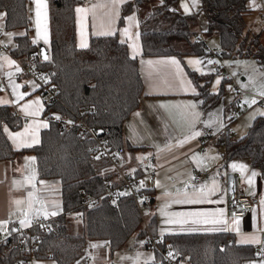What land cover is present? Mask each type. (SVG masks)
Wrapping results in <instances>:
<instances>
[{
	"label": "trees",
	"instance_id": "16d2710c",
	"mask_svg": "<svg viewBox=\"0 0 264 264\" xmlns=\"http://www.w3.org/2000/svg\"><path fill=\"white\" fill-rule=\"evenodd\" d=\"M28 0H0L3 28L12 33L10 56L34 62V69L42 73L54 88L57 100L46 103L42 116L51 111L72 124L60 131L50 122L40 132L39 143L31 148L16 150L4 132L21 127L22 120L8 105L0 106V161H13L21 154H33L37 179H57L61 185L63 213L51 221V230L32 234L38 243L35 250L25 244L19 246L18 236L0 243V264H24L32 256L36 260L50 259L54 264H84L88 241L107 242L110 256L125 246L133 236L142 239L144 231L139 223L138 211L126 193L114 201L102 197L96 205L86 202L105 192V184L113 178L108 160L98 152L96 141L81 136L73 123L81 118L115 153L134 148L125 138L123 126L137 111L144 96L139 60L131 57L128 47L116 34L90 36L86 47L76 44L75 7L80 0H47L50 24L49 57L34 56L38 46L32 41ZM147 0L124 3L118 26L133 10L138 11L140 22L141 56H177L207 54L203 41L194 38L195 15H184L176 7V0H161L148 17L142 18L140 8ZM247 0H200L205 15L207 35H217L220 55L253 56L264 66V50L260 32L245 33ZM187 74L198 90V105L207 112L223 92L221 79L218 92L208 86L214 73L198 74L185 66ZM37 90V92H39ZM236 102L232 104L233 107ZM232 107V108H233ZM234 109V108H233ZM224 159L247 158L264 179V111L238 139L229 136L222 142ZM140 176V174H135ZM146 192L151 196L149 189ZM153 200V199H152ZM152 206V201H151ZM150 206V207H151ZM79 213L83 224L80 234L71 232L70 213ZM154 217L149 219L151 230ZM155 233V232H154ZM160 247L164 251L181 254L185 264H247L255 256L251 245H240L226 232L165 234ZM158 256V255H157ZM110 264V263H90Z\"/></svg>",
	"mask_w": 264,
	"mask_h": 264
},
{
	"label": "crops",
	"instance_id": "0c3cea01",
	"mask_svg": "<svg viewBox=\"0 0 264 264\" xmlns=\"http://www.w3.org/2000/svg\"><path fill=\"white\" fill-rule=\"evenodd\" d=\"M128 1L132 0L79 2L74 9L76 44L84 48L90 36L116 34L119 41L127 45L130 56L139 60L144 96L141 98L140 108L129 116L123 126L124 136L134 148L122 151L119 156L125 172L140 174L145 188L152 194V206L146 213L147 220L154 217L152 229L160 236L229 233L237 244L251 245L255 248V256L247 264H264V179L257 168L251 167L247 158L225 160L223 143L221 141L215 144L205 143L200 132L201 127H207L203 125H210L216 130L226 127L227 136L230 137L231 127L228 125L243 114L246 105L242 104L244 105L242 109L237 103L233 109V102L227 109L223 107L222 113L221 109L219 113L216 112L214 106L207 112H202L198 105L197 87L185 69L186 66L193 70L187 61L183 58L181 62L174 55L141 56L137 10L127 14L122 25L118 26L121 7ZM176 7L184 15H195L197 34L194 38L198 33L205 32L207 20L201 12L200 0L176 2ZM27 8L32 24L30 33L32 41L37 46L45 45L49 50L48 1L28 0ZM77 8L86 11L78 13ZM246 8L256 17L258 23L259 13L264 10V0H247ZM3 20L4 15L0 12V41L9 48L12 33L2 32ZM249 28L247 25L245 30L247 33L250 31ZM262 29L264 28L260 30ZM260 42L264 50V35L260 34ZM258 63L259 67H264L262 63ZM241 80L247 81V78L242 76ZM37 90L39 89L33 79L17 76V67L10 55H0V97H4L5 103H8L0 106H10L22 120L21 103L26 99L28 101L26 106L32 108L31 113L34 115L29 118L27 124L32 125L39 121L36 115L40 102L38 98H31L38 93ZM260 99L258 103H261ZM262 104L264 108V103ZM229 109L241 112L235 120L227 122L225 126H219L220 113L223 120ZM258 115L252 118L248 127ZM49 123L45 121L42 129L41 125L37 128L27 127L26 135L19 139V133L7 126L11 133L5 134L14 149L31 148L39 143L40 132L46 129ZM30 154L32 153L21 154L13 161H0V243L9 237L14 223L21 221L27 223L30 215L53 219L63 213L60 182L57 179L38 180L35 159L33 161ZM192 166L206 171L202 182L195 186L188 184ZM229 174L240 176L242 189L254 193L258 198L255 206L242 217H235L227 211L230 196L227 187ZM71 225L73 229L75 223L71 222ZM103 243L99 241L85 249V257L90 259V263L117 264L114 255L125 257L126 261L128 254L138 252L142 255H138L136 264H150L159 260L157 254L146 248L142 239L135 236L111 256L109 248H104ZM257 251H261V257L257 256ZM94 258L98 262H95ZM31 264L54 263L50 259H42Z\"/></svg>",
	"mask_w": 264,
	"mask_h": 264
},
{
	"label": "built area",
	"instance_id": "2783aa9c",
	"mask_svg": "<svg viewBox=\"0 0 264 264\" xmlns=\"http://www.w3.org/2000/svg\"><path fill=\"white\" fill-rule=\"evenodd\" d=\"M181 2L184 0H176ZM86 0H80V3H85ZM258 27L264 28V10L259 13L258 16ZM207 49V48H206ZM10 55L9 48L0 42V55ZM207 54L210 56V63L207 65L208 69L212 71L220 72L223 76L222 79L233 81L236 85L232 92L234 95H239L240 88L237 85L238 78L237 75L233 74L228 67L225 65L222 57L216 51L207 49ZM15 65L17 67V76H24L33 79L42 94L45 96L46 103H52L57 100V96L54 88L50 85L48 79L40 72L34 69V62L32 60H22L13 58ZM261 103H264V98H261ZM244 105H242L243 109ZM241 111L234 112L229 109L226 114V120L233 121L238 116ZM45 119L47 122H53L57 125L60 131L71 126L72 124L63 122V119L54 115L51 111L45 113ZM73 125L77 126L78 133L81 136H89L93 138L98 146V152L101 156L105 157L109 162V171L112 173L113 178L108 180L105 184V192L98 197L89 199L86 203L88 205H96L102 197H108L110 200L114 201L121 193H126L130 196L135 204V207L139 215V223L144 231L142 237L143 245L154 251L159 260L150 264H185L184 258L181 254L174 253L172 251H164L161 249L159 243L161 242V236L154 233L147 220L146 213L149 211L151 206L152 198L146 192L145 184L142 182L141 176L135 174H129L125 172L123 168V162L119 153L111 151L107 146L106 142L101 138H98V134L95 130H92L86 123L78 118ZM200 132L202 135V140L205 143L215 144L217 142H223L227 137L226 127L222 129H213L211 127H201ZM206 174L205 170L199 169L195 166L190 168V177L188 184L195 186L202 182ZM258 198L254 193L246 192L242 189L240 176L232 175V190L228 198L227 211L232 213L235 217H242L246 211L252 209L257 203ZM52 219L39 217L37 215H30L27 223H14L11 226V231L8 238H13L18 236L19 246H24L28 243L31 250H35L38 247V243L33 239L32 234L36 229L41 232H48L51 230ZM104 248H108V243H103ZM257 256L261 257V251H257ZM36 261V257L32 256L24 264H31ZM84 264H90V259L85 257L83 260Z\"/></svg>",
	"mask_w": 264,
	"mask_h": 264
},
{
	"label": "rangeland",
	"instance_id": "374dc122",
	"mask_svg": "<svg viewBox=\"0 0 264 264\" xmlns=\"http://www.w3.org/2000/svg\"><path fill=\"white\" fill-rule=\"evenodd\" d=\"M159 2L160 0H148L145 3V5L142 8H140L141 9L140 13L142 15V18L144 19L145 17H148L150 15L152 8L157 6ZM1 13L3 14V12ZM249 17L250 18L248 19L247 22V25L250 26L249 30L253 33L260 32L261 35H264V29L260 30L261 28L257 27L256 17L253 16V14L252 16ZM2 32L11 33L5 30H3ZM245 33H247V31H245L244 34ZM196 38L199 39L200 41H203L207 49L216 51L220 54V43H219V37L217 35L210 36L207 35L205 32L203 33L200 32L198 33V36ZM5 45L8 46L7 44ZM220 57L222 56L220 55ZM183 58L185 59V61H187L188 66L191 69L196 70L198 74L214 73L208 88L211 92H215V93L218 92L219 86L221 84L220 81L223 78V76L221 75L220 72L212 71L211 69L207 68V65L211 61L210 56L208 54L207 55L187 54V55H183ZM222 59L225 65L228 67V69L233 74L237 75L238 78L237 85L240 88V93L239 95H234L232 90L236 84L233 81L225 80L223 84V92H221L220 98L218 102L214 105V108L216 109L215 110L216 112L218 111V113L219 110L221 109V113H222V108L224 107L227 109L228 106L233 102L239 103L240 106H242V104L246 105V110H244L243 114L228 125V127H231L230 131L232 134L230 135V137L237 139L247 132L248 124L251 122L252 118H254V116H256L257 114L259 115L262 114V112L264 111L263 104L258 103V100L260 98H264V67L263 68L259 67V63L256 61V58H254L253 56H242V57L232 56L229 58L222 57ZM242 76L246 77L247 81H242L241 80ZM32 96L33 97L31 98H38L40 102L38 114L36 115L39 121L32 123L33 126L31 124H27L29 118L34 115H32L31 113L32 108L30 107L31 109H29L28 106H26L28 105V101H26V99L22 101L21 107L22 106L23 107H22V113L20 114V116H22V124L21 127L15 131L19 133L18 139L19 137L26 135L27 127L37 128L39 125H41L42 127H40V129H42L45 125V121H46L45 115L41 116L42 109L44 107L45 96L44 94H42L41 91H39L38 93ZM253 101L255 102L253 103ZM0 102H2L0 104H8L5 103L6 101L4 97H0ZM35 112H37V110ZM221 113H220L221 119L219 122V126H225V124L230 121L226 120V117H224V119L222 120ZM203 126L214 128L210 125H203ZM3 128L5 133L7 134L11 133V130H9L6 126H4ZM30 155H31L30 157H32L34 161V156L32 154ZM68 218L71 220V222L75 223L73 229L71 228V232L75 234L82 233L83 224L81 221L80 214L73 212L68 215ZM96 242L99 241H88L86 249H89L90 245H95ZM138 255L140 256L142 255V253L138 252V253L128 254L126 261H125V257L122 256L118 257L117 255H114V257L116 258L117 264H129L130 262L136 264V261L138 260ZM93 260L95 262H98L95 258Z\"/></svg>",
	"mask_w": 264,
	"mask_h": 264
},
{
	"label": "water",
	"instance_id": "95a60500",
	"mask_svg": "<svg viewBox=\"0 0 264 264\" xmlns=\"http://www.w3.org/2000/svg\"><path fill=\"white\" fill-rule=\"evenodd\" d=\"M34 56H38L42 60H46L49 57V50L47 47L43 44L38 45L37 52L34 53ZM96 133L100 135L102 133V130L97 129ZM227 187L228 191L231 192L232 190V174L227 175Z\"/></svg>",
	"mask_w": 264,
	"mask_h": 264
},
{
	"label": "snow or ice",
	"instance_id": "6c2138e0",
	"mask_svg": "<svg viewBox=\"0 0 264 264\" xmlns=\"http://www.w3.org/2000/svg\"><path fill=\"white\" fill-rule=\"evenodd\" d=\"M188 9H187V7L185 6V11H187ZM76 11L78 12V13H80V12H84V11H86L85 9H83V8H77L76 9ZM37 16H39V12H37ZM83 46H85V45H82V47ZM255 101H253V103H254ZM197 135H198V133H197ZM193 215H200V214H193ZM195 222V221H194ZM25 222L24 221H21V224H24Z\"/></svg>",
	"mask_w": 264,
	"mask_h": 264
}]
</instances>
